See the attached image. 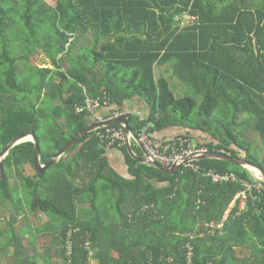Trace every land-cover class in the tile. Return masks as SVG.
I'll use <instances>...</instances> for the list:
<instances>
[{
    "label": "trees",
    "instance_id": "1",
    "mask_svg": "<svg viewBox=\"0 0 264 264\" xmlns=\"http://www.w3.org/2000/svg\"><path fill=\"white\" fill-rule=\"evenodd\" d=\"M54 1L0 0V154L14 139L34 132L45 165L95 124L99 110L86 109L88 97L100 99L101 109L112 108L103 115L126 110L125 102L138 97L149 116L141 121L129 114L134 133L147 128L156 141V133L179 127L204 136L194 144L191 132L180 133L168 149L156 141L161 150L170 152L183 138L264 170V154L254 155L233 133L249 128L238 123L246 116L264 147V0ZM184 15L194 20L182 27L178 19ZM86 35L91 45L63 70L59 56H70L76 39ZM17 47L26 54L18 56ZM42 54L52 69L33 65L31 59ZM21 63L31 72L27 78ZM163 67L190 96L176 97ZM98 131L105 129L86 135L44 174L34 168L33 142L16 146L4 161L20 185L11 186L6 174L0 205L8 201L22 215L24 191L30 210L49 218L43 230L56 232L64 264H91L87 241L97 264H264V193L249 191L247 210L240 215L237 206L230 210L222 233L200 236L198 229L221 222L236 195L255 183L253 172L204 159L167 174L138 162L127 146L104 148ZM134 143L133 152L142 156ZM109 149L124 155L128 178L110 165ZM211 172L235 179L215 182ZM145 205L154 210L143 212ZM67 241L73 244L71 256ZM11 247L14 264H51L45 255H27L35 238L26 247L13 225L0 230V253Z\"/></svg>",
    "mask_w": 264,
    "mask_h": 264
},
{
    "label": "rangeland",
    "instance_id": "2",
    "mask_svg": "<svg viewBox=\"0 0 264 264\" xmlns=\"http://www.w3.org/2000/svg\"><path fill=\"white\" fill-rule=\"evenodd\" d=\"M48 2L52 5H55L54 0H48ZM91 36H81L74 42L73 51L70 56L60 55L59 59H63L62 62V69L66 70L69 65L74 64L72 60L74 58L79 59V57L82 55V48H88L91 45ZM20 47V46H19ZM17 47L16 51L18 56L25 55L26 50H22L21 48ZM82 59H85V57H81ZM72 61V62H71ZM31 62L34 66H38L40 68H51L52 66L49 64V60L45 54H42L38 57H33L31 59ZM25 65L24 63L20 64V73L23 78H27V76L31 72L25 71ZM32 71V69H30ZM160 75V73H158ZM169 78V81L171 82V87L176 95L177 98H184L185 96H190V92L188 88L179 81L172 73L167 75ZM60 81V79L56 80ZM199 102H202L201 97L199 98ZM58 103V101H56ZM64 119H61L60 122H63ZM1 122V121H0ZM243 125L248 126L249 128L245 131H242V129L237 130V128L233 129V133L238 135L244 142H246L248 145H250L252 152L254 155L259 154L260 158H262L264 154V147L261 145V140L259 136L254 132V129L252 128L251 124L247 121L246 116H241L238 119V123H242ZM242 125V126H243ZM242 131V132H241ZM245 132V133H244ZM225 135V134H224ZM245 135V136H244ZM193 143L196 144V140L193 139ZM26 172L28 174L34 173L33 168L31 166L26 167ZM52 173V170L49 171V174ZM6 174L10 177V184L11 186H19L20 180L15 175L14 172L9 171L6 172ZM22 191V189H21ZM22 199H23V209L26 210V212H23L22 215H19L17 211L15 210L14 206L11 205L10 202H5L3 205H0V230L7 231L10 225H13L17 231V233L20 236H23L24 238V245L26 247L29 246V241L32 237L35 238L36 247L34 249H31L27 252L28 256H32L34 253L37 255H45L47 256L51 264H64L63 259L60 255V246L58 245L57 241V234L56 232L50 231V230H43V227H46L50 223V220L47 216L42 214L41 212H34L31 211L28 206V200L26 198V194L24 191L21 193ZM88 206V205H87ZM82 205H79V209ZM39 229L41 230L39 232ZM6 241V239H4ZM16 249L11 248H5L0 253V264H14L16 259ZM91 264H97L95 260H92Z\"/></svg>",
    "mask_w": 264,
    "mask_h": 264
},
{
    "label": "built area",
    "instance_id": "3",
    "mask_svg": "<svg viewBox=\"0 0 264 264\" xmlns=\"http://www.w3.org/2000/svg\"><path fill=\"white\" fill-rule=\"evenodd\" d=\"M193 20L194 18L188 15H184L182 18L178 19V21L181 22L182 27L189 25L190 22ZM86 104V109L92 114H96V112L102 108V101L100 99H92L88 97L86 99ZM129 114L130 113L124 109L114 110L108 115L96 116L95 124H103L122 117H128ZM99 129L101 128H98L97 130ZM102 129H105V131H98L97 136L104 148H123L126 146L131 147L133 142H135L143 149L146 158L149 161L159 163L160 165L166 168L178 166L182 164L187 158L199 157L210 153L207 147H197L193 145L191 141H188L187 139L183 138H179L173 145H171L170 152L163 151L157 146L156 141L152 138L147 128L142 129L137 133H134V135L126 133L125 127L123 125H121L119 128H116L114 126H106L102 127ZM194 161L188 162V164L185 166L195 168ZM249 170L253 172L256 181L254 184H246L245 189L236 195L234 199V207L237 206L239 208L238 215H240L243 211L247 210L249 191L256 190L259 193H264V178L258 172L251 169ZM209 175L213 177L215 182H224L235 179V176L233 174L222 176L211 172L209 173ZM141 210L143 212H149L150 210L153 211L154 206L145 205L144 207H142ZM229 213L230 210L226 212L221 222L211 221L199 225L198 229L202 232L200 236L204 234L215 235L217 232L222 233L224 230V224L228 219ZM66 249L67 255L71 256L73 251V244L70 241H67ZM86 249L88 250V257L92 262L94 252L91 249V243L89 241H87L86 243ZM190 251H192V248H190ZM189 255L191 256L192 252H190Z\"/></svg>",
    "mask_w": 264,
    "mask_h": 264
},
{
    "label": "water",
    "instance_id": "4",
    "mask_svg": "<svg viewBox=\"0 0 264 264\" xmlns=\"http://www.w3.org/2000/svg\"><path fill=\"white\" fill-rule=\"evenodd\" d=\"M115 125H123L125 127V131L128 134L134 135V131L130 126V118L129 117H122L107 123L103 124H93L89 126L86 130L79 133L74 139H72L67 146L61 150L58 154H56L51 161H49L47 164H42L41 162V149H40V141L39 138L36 136L34 132H29L25 135H22L16 139H14L0 154V180L4 179L6 176V170L4 167V161L6 157L9 155L10 151L15 148L16 146L26 143V142H33L34 143V168L36 171L40 172L41 174L46 173L53 165L57 164L70 150H72L86 135L89 133L95 131L98 128L106 127V126H115ZM128 151L131 153V155L138 160V162L142 164H147L150 166H153L159 170H161L164 173L167 174H176L179 170L183 168V166L187 165L188 162L194 161V160H204V159H217L226 161L229 163L237 164L245 168H249L251 170H254L262 175L264 178V170L261 169L259 166L249 162L248 160L244 158L234 157L232 155L228 154H222V153H209L203 156L199 157H191L184 160V162L178 166H174L172 168H166L160 165L156 162L149 161L146 156L144 157H137L132 148L128 147Z\"/></svg>",
    "mask_w": 264,
    "mask_h": 264
},
{
    "label": "crops",
    "instance_id": "5",
    "mask_svg": "<svg viewBox=\"0 0 264 264\" xmlns=\"http://www.w3.org/2000/svg\"><path fill=\"white\" fill-rule=\"evenodd\" d=\"M163 75L166 76V78H168V76L165 74L164 71H166V67L161 68L160 70ZM169 79V78H168ZM170 82V81H169ZM171 84V82H170ZM124 108L133 116L138 117L139 120L143 121L145 119L148 118L149 116V107L147 105V103L144 100H141L140 98L136 97L131 101H126ZM110 110H112V108H108V107H104L103 109L99 110L96 114V116L99 115H103V114H107L108 112H110ZM191 132L193 139L196 140V144L198 141L199 137H204L200 132L198 131H191L188 129H181L179 127H168L158 133H156L154 135V138L156 139V141L158 142L159 146L161 149L166 148L168 149L170 144L172 143V141L175 139V137L177 135H179L180 133H184V132ZM135 144V143H134ZM142 156L134 153L137 157H144V152L141 150ZM106 156L109 160L110 165L124 178H128L129 174H128V168H127V164H126V160L124 158V155L116 149H109L107 150ZM235 199V198H234ZM234 207V200L232 201L231 205L229 206L228 210L226 212H228L229 210H232ZM225 212V213H226Z\"/></svg>",
    "mask_w": 264,
    "mask_h": 264
}]
</instances>
